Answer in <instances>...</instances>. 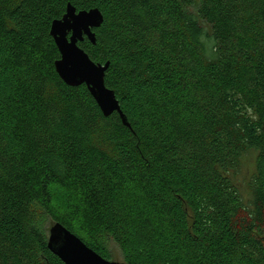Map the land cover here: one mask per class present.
<instances>
[{
	"label": "trees",
	"instance_id": "1",
	"mask_svg": "<svg viewBox=\"0 0 264 264\" xmlns=\"http://www.w3.org/2000/svg\"><path fill=\"white\" fill-rule=\"evenodd\" d=\"M68 4L129 125L57 72ZM37 213L127 264H264V0H0V264H65Z\"/></svg>",
	"mask_w": 264,
	"mask_h": 264
},
{
	"label": "water",
	"instance_id": "2",
	"mask_svg": "<svg viewBox=\"0 0 264 264\" xmlns=\"http://www.w3.org/2000/svg\"><path fill=\"white\" fill-rule=\"evenodd\" d=\"M75 11H74V9ZM91 15L95 18V21L98 25H92L90 26V30L88 32L82 31L80 36L74 37V44L75 48L77 49V52L81 58H87L90 62H92L94 65H96L99 68L104 69V85L105 90L110 91L113 93V103L110 105H104L103 102L97 98V89L95 84H92L88 81H75L70 80L65 77L63 74L62 64L64 63V51H63V44L61 43L60 39L56 36V25L63 21V18L67 15ZM104 21V15L102 11L99 8H92L89 10H77V8L72 5L68 4L67 11L65 15L62 18L55 19L52 22L51 25V34L55 39V42L60 50L61 58L58 59L55 63L57 72L61 76V78L71 86H79L81 84H86L89 91L97 101L98 105L100 106L101 110L106 116H109L113 112L117 111L122 119L123 122L127 125L128 119L124 112L121 109L119 100L116 97V93L113 89L107 87L105 83V74L106 70L109 66V62L106 64L102 63H96L94 60L91 59L89 54L79 45V42L83 41L85 37H88L89 40H91L93 43H96V33L94 31V28L101 26V24ZM75 35L74 30H69L66 34V41L68 43L73 42V36ZM61 45V46H60ZM48 246L49 248L57 255L59 256L65 264H127L126 262H118L113 261L111 259H108L101 254H99L97 251H95L93 248L88 246L79 236H77L75 233L70 231L66 226H64L60 222H56L53 224L50 228V234H49V240H48Z\"/></svg>",
	"mask_w": 264,
	"mask_h": 264
},
{
	"label": "snow or ice",
	"instance_id": "3",
	"mask_svg": "<svg viewBox=\"0 0 264 264\" xmlns=\"http://www.w3.org/2000/svg\"><path fill=\"white\" fill-rule=\"evenodd\" d=\"M74 9V8H73ZM75 11V9H74ZM98 25L91 15H67L63 21L56 25V36L63 44L64 63L61 65L63 74L67 79L75 81H88L95 84L97 98L104 105L113 103V93L105 90L104 69L99 68L87 58H81L75 48L74 37L80 36L81 32H88L90 26ZM74 30L73 42L68 43L65 39L69 30ZM61 46V45H60Z\"/></svg>",
	"mask_w": 264,
	"mask_h": 264
},
{
	"label": "rangeland",
	"instance_id": "4",
	"mask_svg": "<svg viewBox=\"0 0 264 264\" xmlns=\"http://www.w3.org/2000/svg\"><path fill=\"white\" fill-rule=\"evenodd\" d=\"M254 163L255 161L253 156L245 157L242 170L237 176V182L240 184L242 193L246 198L249 197L248 182L252 172L254 171V167H255ZM55 199L57 202L62 203L63 201L62 191L55 190ZM34 220H36L42 227L47 229L50 228V226L53 224V220L51 219V217L45 213H37L34 217ZM99 239L108 249L111 260L124 262V257L121 249L107 233H101L99 235Z\"/></svg>",
	"mask_w": 264,
	"mask_h": 264
}]
</instances>
